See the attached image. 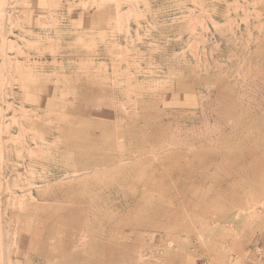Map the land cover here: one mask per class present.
<instances>
[{"label": "rangeland", "instance_id": "rangeland-1", "mask_svg": "<svg viewBox=\"0 0 264 264\" xmlns=\"http://www.w3.org/2000/svg\"><path fill=\"white\" fill-rule=\"evenodd\" d=\"M107 262L264 264V0H0V264Z\"/></svg>", "mask_w": 264, "mask_h": 264}, {"label": "bare ground", "instance_id": "bare-ground-1", "mask_svg": "<svg viewBox=\"0 0 264 264\" xmlns=\"http://www.w3.org/2000/svg\"><path fill=\"white\" fill-rule=\"evenodd\" d=\"M261 72V71H260ZM260 74V73H259ZM116 132V131H115ZM95 133V132H94ZM124 134V133H123ZM118 135V134H117ZM117 135H116V138H118L117 137ZM138 138V137H137ZM120 139V138H119ZM126 144V143H125ZM141 148V147H140ZM124 152V151H123ZM67 153V152H66ZM121 153H122V151H121ZM133 154V153H132ZM212 154V153H211ZM44 156V155H43ZM42 156V157H43ZM146 156V155H145ZM196 156V155H195ZM212 156V155H211ZM53 157V156H52ZM86 157V156H85ZM100 157V156H99ZM104 157V156H103ZM143 157V156H142ZM79 158V157H78ZM90 158V157H89ZM139 158V157H138ZM170 158V157H169ZM178 158V157H177ZM91 159V158H90ZM93 159H94V157H93ZM143 159V158H142ZM46 160V159H45ZM78 160V159H77ZM128 160V159H127ZM136 161V160H135ZM206 161V160H205ZM124 162V161H123ZM151 162H153V161H151ZM50 163V162H49ZM52 163V162H51ZM212 163V162H211ZM81 164V163H80ZM86 165V164H85ZM90 166V165H89ZM153 166V165H152ZM76 167V166H75ZM110 167V166H109ZM103 168H107V167H103ZM136 168V167H135ZM101 169H102V167H101ZM133 169V168H132ZM75 170H77V169H75ZM152 170H153V168H152ZM93 171V170H92ZM89 172V171H88ZM158 172V171H157ZM178 172V171H177ZM81 173V172H80ZM86 173V172H85ZM118 174V173H117ZM131 174V173H130ZM79 175V174H78ZM164 175V174H163ZM71 176V175H70ZM126 176V175H125ZM69 177V176H68ZM75 177V176H74ZM156 177V176H155ZM63 179H68V178H63ZM61 180V179H60ZM160 180V179H159ZM65 181H67V180H65ZM73 181V180H72ZM149 181V180H148ZM152 181V180H151ZM48 182V181H47ZM156 182V181H155ZM74 183V182H73ZM156 183H158V182H156ZM67 184H68V182H67ZM150 184V183H149ZM44 185V184H43ZM141 185V184H140ZM146 185V184H145ZM154 185V184H153ZM155 186V185H154ZM39 187V186H38ZM62 188V187H61ZM59 189V188H58ZM57 190V189H56ZM61 190V189H60ZM118 190H119V188H118ZM104 191V190H103ZM112 192V191H111ZM159 192V191H158ZM179 192V191H178ZM177 192V193H178ZM63 193V192H62ZM117 193V192H116ZM174 193V192H173ZM74 194V193H73ZM28 195H29V193H28ZM132 195V194H131ZM34 196V195H33ZM68 197V196H67ZM213 197V196H212ZM109 198H111L110 196H109ZM108 198V199H109ZM122 198V197H121ZM37 199V198H36ZM104 199V198H103ZM107 199V198H106ZM32 200H34V199H32ZM138 200V199H137ZM203 200V199H202ZM37 201V200H36ZM91 201V200H90ZM101 201V200H100ZM127 201V200H126ZM209 201H210V199H209ZM92 202H93V200H92ZM203 202H204V200H203ZM37 203H39V202H37ZM88 203H90V202H88ZM216 204V203H215ZM50 205V204H49ZM53 205V204H52ZM144 205V204H143ZM150 205V204H149ZM99 206V205H98ZM131 206V205H130ZM133 206V205H132ZM151 206V205H150ZM68 207V206H67ZM143 207V206H142ZM156 207V206H155ZM163 207H165V206H163ZM70 208V207H69ZM68 208V209H69ZM99 208V207H98ZM108 208V207H107ZM129 208H131V207H129ZM134 208V207H133ZM145 208V207H144ZM158 208V207H157ZM167 208V207H166ZM43 209V208H42ZM90 210H91V208H89ZM100 209V208H99ZM148 209V208H147ZM215 209V208H214ZM223 209V208H222ZM107 210V209H106ZM113 210V209H112ZM117 210V209H116ZM115 210V211H116ZM135 210V209H134ZM143 210V209H142ZM39 211V210H38ZM111 211V210H110ZM118 211V210H117ZM128 211V210H127ZM149 211H150V209H149ZM159 211V210H158ZM221 211V210H220ZM109 212V211H108ZM107 215V214H106ZM93 219V218H92ZM64 220V219H63ZM94 222H95V220H93ZM123 220H121V222H122ZM92 222V221H91ZM124 223V222H123ZM45 224V223H44ZM90 224V223H89ZM92 224V223H91ZM120 224V223H119ZM118 224V225H119ZM43 225V224H42ZM30 226V225H29ZM90 226V225H89ZM40 227H41V225H40ZM88 229H90V228H88ZM99 229V228H98ZM113 229H115V228H113ZM51 230V229H50ZM55 231V230H54ZM114 231H116V230H114ZM117 231H118V229H117ZM41 233V232H40ZM114 233V232H113ZM54 234V233H53ZM101 235V234H100ZM50 236V235H49ZM52 236V235H51ZM72 236V235H71ZM103 237V236H102ZM41 238V237H40ZM107 238V237H106ZM115 238V237H114ZM33 242V241H32ZM99 242V241H98ZM86 243V242H85ZM82 245V244H81ZM80 245V246H81ZM91 245V244H90ZM99 245H101V244H99ZM98 245V246H99ZM111 245V244H110ZM106 246V245H105ZM34 247V246H33ZM78 247V246H77ZM94 248V247H93ZM100 248V247H99ZM37 249V248H36ZM38 249H40V248H38ZM74 249V248H73ZM102 249V248H101ZM58 250V249H57ZM91 250H93V249H91ZM80 252V251H79ZM87 252V251H86ZM53 253V252H52ZM82 253V252H81ZM93 253H95V252H93ZM75 254V253H74ZM93 255V254H92ZM91 255V256H92ZM42 256V255H41ZM75 256V255H74ZM95 256V255H94ZM40 257V256H39ZM43 258V257H42ZM95 258V257H94ZM99 261V260H98ZM33 263V262H32ZM110 264V262H107V264ZM112 263V262H111Z\"/></svg>", "mask_w": 264, "mask_h": 264}]
</instances>
